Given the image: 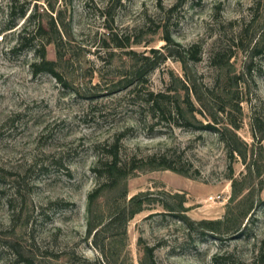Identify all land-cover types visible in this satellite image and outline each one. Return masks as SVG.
Wrapping results in <instances>:
<instances>
[{
  "label": "rangeland",
  "instance_id": "obj_1",
  "mask_svg": "<svg viewBox=\"0 0 264 264\" xmlns=\"http://www.w3.org/2000/svg\"><path fill=\"white\" fill-rule=\"evenodd\" d=\"M10 3L0 264H264V0Z\"/></svg>",
  "mask_w": 264,
  "mask_h": 264
},
{
  "label": "trees",
  "instance_id": "obj_2",
  "mask_svg": "<svg viewBox=\"0 0 264 264\" xmlns=\"http://www.w3.org/2000/svg\"><path fill=\"white\" fill-rule=\"evenodd\" d=\"M178 1L183 2L184 0H178ZM15 10H16V0H11L10 11L15 12ZM18 12L19 13L17 14V16H19L20 18L25 15V10L22 8ZM23 34L26 37L22 36L21 40H25V41L27 40L28 41V38H33V37H30L32 33L28 34V33H26V31H24ZM117 47H120V46H117ZM254 52H256L257 55L264 54V53H262L261 49L260 50L258 49V45L254 47ZM262 56L264 58V55H262ZM43 57H44V55L42 54V58ZM42 65L45 66L43 70H46V71L50 72L51 74H54L53 70L51 68L53 66V63L44 61V63H42ZM33 67L35 68L34 73H36L39 69L38 68L39 66L34 65ZM153 106L154 105H151V107H153ZM106 153H107V155H106L104 161L101 162V160H100V162L102 163L101 164L102 168L99 169V171H98L99 173L97 175L98 178H100L104 181V183H102V185H100L98 188L95 189V191L92 194H90V196H89V203L90 204L93 202L95 197L101 192V190L105 186V184H107L109 182L108 184L114 185L119 178L124 176V174L122 175L120 173L122 171L123 167L119 165L118 150L116 149V147L113 145L110 146L108 148V150L106 151ZM152 158L154 159L156 157L153 156ZM156 160H159L162 162V163H159V167H161L165 170H170L173 172L181 173V171H179V169H176L172 165L164 163L166 159L163 155L158 156V159H156ZM129 170L132 171V170H134V168L132 167ZM136 197L137 196L130 198V200L125 204V207L123 208V214L126 215V221L132 219L134 217V215L143 211L142 205H141L142 203H140L139 201L135 202Z\"/></svg>",
  "mask_w": 264,
  "mask_h": 264
}]
</instances>
